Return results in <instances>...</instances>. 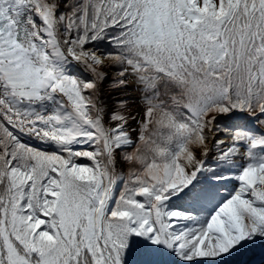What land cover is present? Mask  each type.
Returning a JSON list of instances; mask_svg holds the SVG:
<instances>
[{
    "label": "snow or ice",
    "instance_id": "obj_1",
    "mask_svg": "<svg viewBox=\"0 0 264 264\" xmlns=\"http://www.w3.org/2000/svg\"><path fill=\"white\" fill-rule=\"evenodd\" d=\"M0 264H264V0H0Z\"/></svg>",
    "mask_w": 264,
    "mask_h": 264
}]
</instances>
